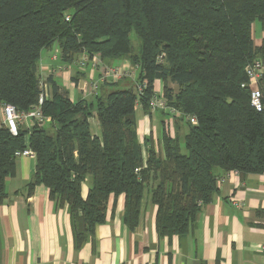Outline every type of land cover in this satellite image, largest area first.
<instances>
[{
    "label": "trees",
    "instance_id": "1",
    "mask_svg": "<svg viewBox=\"0 0 264 264\" xmlns=\"http://www.w3.org/2000/svg\"><path fill=\"white\" fill-rule=\"evenodd\" d=\"M255 21L264 28V0H0L1 104L22 111L38 104L43 49L58 46L67 61L79 53L105 64L127 59L137 70V79L109 83L113 88L94 103L72 101L49 77L42 112L51 125L19 126L16 135L0 126V204L15 152L30 148L37 163L29 193L44 184L51 199L67 205L75 246L106 221L111 194H125L124 221L134 229L146 188L157 205L159 236L187 234L218 191V170L264 172V112L243 86L247 65L264 61V43L257 47L252 37ZM157 79L183 113L174 119V136L165 127L158 151L151 137L140 143L136 116L137 100L151 114ZM94 111L101 136L91 131ZM179 121L188 127L183 137Z\"/></svg>",
    "mask_w": 264,
    "mask_h": 264
},
{
    "label": "crops",
    "instance_id": "2",
    "mask_svg": "<svg viewBox=\"0 0 264 264\" xmlns=\"http://www.w3.org/2000/svg\"><path fill=\"white\" fill-rule=\"evenodd\" d=\"M252 37L255 46L264 43V28L259 21L253 23ZM54 53L58 58L53 57ZM84 55L76 54L67 61L61 57L58 46L43 49L38 62L41 80L46 82L52 77L72 101L84 99L94 103L97 96L91 94L90 83L100 73L91 66H79ZM106 65L122 67L127 76L137 79L136 67L127 59ZM109 83L113 81L101 84L99 95L113 88ZM253 85L264 95V76ZM170 86L177 88L174 83ZM154 91L163 92L160 79L155 80ZM50 94L47 82V96ZM136 116L138 139L143 146L146 137H151L155 150H160L165 127L175 135V118L161 111L145 113L140 100L136 101ZM89 122L92 133L101 136L95 111ZM35 123L34 119L21 121L20 129L30 130ZM3 124L5 117L0 103V126ZM42 125L49 127L51 120H45ZM179 125L183 137L188 127L183 121ZM36 163V156L17 157L15 174L6 180L7 196L0 204V264H264L261 248L264 245V172L243 174L236 170H218L217 193L183 236H159L157 205L151 200L149 188L145 189L140 221L134 229L124 221L125 194H111L106 221L95 227L93 239L77 247L67 205L51 199L44 184H37L29 193ZM90 185V179L82 184L84 198Z\"/></svg>",
    "mask_w": 264,
    "mask_h": 264
},
{
    "label": "built area",
    "instance_id": "3",
    "mask_svg": "<svg viewBox=\"0 0 264 264\" xmlns=\"http://www.w3.org/2000/svg\"><path fill=\"white\" fill-rule=\"evenodd\" d=\"M68 18V17H67ZM58 54L54 53L53 57L58 58ZM81 68H86L91 66L93 69L98 70L100 75L97 79H91L90 83V92L94 96H98L100 93L101 84L106 83L107 81H117L124 76L128 75L122 67L116 66H108L106 65L99 55L95 54L93 56H89L85 54L80 58L78 62ZM246 73L248 76V82L243 83V86H248L251 88V103L252 105L261 112H264V95L261 89L257 86L253 85V82L262 78L264 76V61L261 58L254 60L252 63L247 65ZM41 87L43 88V92L39 96L38 104L32 107L28 111H22L18 109L15 105L10 103L3 104V112L5 117V125L8 127L11 133L17 134L19 131V125L21 121H26L28 119H34L37 123L42 124L45 120L49 119V117L45 116L42 112V105L47 98V83L42 82ZM143 90V85L139 84L138 92L141 93ZM150 108L151 111H161L171 117H179L183 115L182 111L178 108L169 104L168 100L164 96L163 92L154 91V94L150 100ZM187 119L190 120L191 123H196V117L186 116ZM21 156H36L35 152L30 148H25L23 150H17L15 152V157ZM138 170V169H137ZM221 182V181H220ZM264 251V245L261 246Z\"/></svg>",
    "mask_w": 264,
    "mask_h": 264
},
{
    "label": "rangeland",
    "instance_id": "4",
    "mask_svg": "<svg viewBox=\"0 0 264 264\" xmlns=\"http://www.w3.org/2000/svg\"><path fill=\"white\" fill-rule=\"evenodd\" d=\"M132 39H133V40H136V34H135L134 32H132ZM46 127H47V126H46ZM182 151H183V152L186 151V147H185L184 144L182 145Z\"/></svg>",
    "mask_w": 264,
    "mask_h": 264
},
{
    "label": "bare ground",
    "instance_id": "5",
    "mask_svg": "<svg viewBox=\"0 0 264 264\" xmlns=\"http://www.w3.org/2000/svg\"><path fill=\"white\" fill-rule=\"evenodd\" d=\"M87 70V69H86ZM92 71V70H91ZM90 81V80H89ZM76 88V87H75ZM86 91V90H85ZM84 95V94H83ZM92 97V96H91ZM26 111V110H25ZM20 126V125H19Z\"/></svg>",
    "mask_w": 264,
    "mask_h": 264
},
{
    "label": "water",
    "instance_id": "6",
    "mask_svg": "<svg viewBox=\"0 0 264 264\" xmlns=\"http://www.w3.org/2000/svg\"><path fill=\"white\" fill-rule=\"evenodd\" d=\"M26 140H28V137H26Z\"/></svg>",
    "mask_w": 264,
    "mask_h": 264
}]
</instances>
